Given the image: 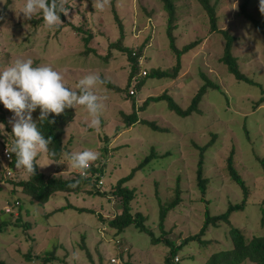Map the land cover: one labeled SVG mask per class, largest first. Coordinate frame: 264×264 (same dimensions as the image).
Segmentation results:
<instances>
[{
  "label": "rangeland",
  "instance_id": "rangeland-1",
  "mask_svg": "<svg viewBox=\"0 0 264 264\" xmlns=\"http://www.w3.org/2000/svg\"><path fill=\"white\" fill-rule=\"evenodd\" d=\"M173 1L176 23L172 34L176 47L181 49L196 40L199 44L182 56V69L176 81L149 76L143 87L136 89L134 97L126 98L128 65L125 56L113 52L109 60L102 57L108 53V45L119 38L114 14L124 28L127 47H138L149 38L142 51V71L149 73L158 68L168 71L175 65L176 58L166 34L167 14L159 0H110L103 11L94 7L93 0H66L69 15L64 18L76 26L86 23V29L94 34L89 43L94 51L88 53L83 51L84 34L77 36L70 27L61 26L63 23L60 28H49L44 22H37L41 16L26 21L19 14L24 0H0V55L10 54L9 65L17 57L31 58L34 66L50 65L60 71L69 87H75L83 76L98 72L118 88V91H110L103 85L97 89L98 95L106 97L98 128L90 126L91 117L86 109L76 106L71 108L74 121L66 127L63 137L68 153L84 149L101 153L96 162L104 163L100 191L105 195L55 193L40 206L20 192H12V182L25 179L26 174L15 165L9 167V161L2 154V150L8 148L3 142L14 140L8 132L12 131L9 121L13 113L8 112V130L5 124L4 130L0 129V218L6 219L13 212L11 220H14L19 211L10 207L8 201L13 205L19 200L21 224L26 227L9 226L0 232V258L6 264H35L33 256L51 251L53 245H56L55 260L43 264H99V256L102 264H111V258L122 264H165L168 248L162 241H152L161 236L176 245L184 243L174 258L175 263L178 258L179 264H203L212 253L231 247V228L248 236L264 235L260 213V208L264 209L261 206L264 179L258 162L264 156V103L254 106L262 95L257 87L237 82L228 74L220 62L225 40L219 34L210 33L209 20L200 4L196 0ZM242 2L210 0L216 8L218 28L235 38L232 56L239 59L240 71L264 89V38L241 15ZM247 14L252 18L261 17L259 0H250ZM202 74L217 83L222 93L208 91L199 105L201 114L181 118L167 108L165 101L151 102L139 117L156 121L166 129L164 132L136 124L117 133V128H123L121 113H130L133 103L140 105L164 90H169V96L181 109L187 108L203 84ZM36 115L34 111L33 120ZM212 136L215 141L204 156V176L211 181L202 196L196 188L198 151L194 144L203 146ZM151 147L157 157L128 183L135 190L132 213L140 212L146 217L145 224L151 235L129 226L113 238L114 232L109 231L103 221L111 218L121 206L112 200L109 191L149 154ZM231 151L236 169L249 188L245 207L233 212L228 223L209 228L202 238L205 243L185 242L187 237L199 233L205 210L216 215L226 212L230 204L241 202L242 192L230 182L224 169V161ZM47 162L44 156L37 159L38 164ZM39 168L46 176L68 177L76 171L64 156L56 164ZM176 185L180 188L181 201L168 213L160 229L158 200H171ZM73 207L89 209L92 213L78 212ZM30 253L33 260L29 262L24 255Z\"/></svg>",
  "mask_w": 264,
  "mask_h": 264
},
{
  "label": "trees",
  "instance_id": "trees-1",
  "mask_svg": "<svg viewBox=\"0 0 264 264\" xmlns=\"http://www.w3.org/2000/svg\"><path fill=\"white\" fill-rule=\"evenodd\" d=\"M163 4V9L167 14L166 21V34L169 38L170 49L172 50L176 62L175 65L168 71L161 69H153L149 73L147 71H142L141 60L143 58V50L145 49L147 43L149 42V38L145 39V41L138 47H127L124 43L125 41V32L124 28L121 24V21L118 19L117 15L114 14L116 22L118 23L119 29V38L111 42L107 48V54L102 56L109 60L110 56L113 52H118L121 55L125 56L127 65H128V76L127 83L125 88V97L131 98L136 95V89L142 88L144 85V80L147 77H153L156 79H163L165 81H176L178 76H180V71L182 69V56L188 53L190 50L194 49L198 44L199 40L193 41L189 43L183 48L178 49L175 45V38L173 37V31L175 29L176 23V7L173 0H159ZM202 9L204 10L208 20H209V31L212 34H219L224 38V47L222 51V56L220 58V62L226 67L228 74L232 75L233 78L237 82H243L245 84H250L257 87L260 90L262 97L254 103V106H260L264 103V89L261 85L252 81L249 77H247L244 73L240 71L239 68V59L237 57L232 56V46L235 41V38L230 36L227 31H223L217 26V16H216V8L214 5L210 4V0H196ZM11 2V0H8ZM50 2V0H49ZM250 0H243L240 9L241 15L244 16L248 22L254 27L257 33L264 38V15L261 14L260 18H252L247 14V9ZM61 21L63 24L61 26L70 27L77 36L81 37L83 34L85 35L82 38V43L84 47V53L92 52L94 49L89 46L90 41L93 39V32L86 29V23L81 25H74L68 20L64 18V14H60ZM38 23L43 22L42 17L40 18ZM36 22V23H37ZM61 26H58L60 28ZM101 57V58H102ZM10 54L4 53L3 56L0 55V67H5L9 65ZM145 73L144 75H142ZM203 84L196 90L194 95L191 98V101L187 108L181 109L169 96V90H164L158 96L148 97L145 101H143L140 105H136L133 103L131 105V112L128 114L121 113V118L123 122V128H117V133H121L124 130L129 129L130 127L141 124L145 125L148 128H151L155 131L164 132L166 129L159 126L156 121H151L145 118L139 117V113L144 111L149 103L151 102H159L165 101L167 104V108L174 112L177 116L181 118H186L191 114H201L202 111L199 109V105L208 91H216L222 93L220 86L208 79L203 74L201 75ZM106 87L110 89V91H118L117 86L114 84H110L106 81ZM133 88V94H129V89ZM9 110L5 109L3 104H0V123H3L7 127L9 123L7 121V114ZM37 115L35 116L34 121H38L39 117V108L36 109ZM75 114L71 108L65 109V111L61 115L49 114L47 120H45L42 124L38 123V127L40 131L43 133L45 138L51 137L52 143L49 145L51 149H54L57 153L55 162L58 163L62 157L63 153L69 152L66 145L63 143V137L66 133V127L74 121ZM48 121H54V123H49ZM12 133V131H9ZM214 136L203 146H199L194 144L195 149L198 151V162L196 164V188L200 192L202 196H205L207 187L211 181L210 177L204 176V156L206 151L212 146L214 143ZM14 138V137H13ZM4 147L10 148L11 143L7 141L3 142ZM10 160L8 164L9 167H14L15 165V155L10 154ZM167 155V154H166ZM155 150L153 147L150 148L149 154L134 168L131 169L130 173L120 178L116 181L113 189L109 191V196L112 200H116L117 203L120 204V210L114 211V214L108 220H104L103 223L107 227L109 231L114 232L111 237L116 238L120 233H122L127 227L135 226L140 232H144L146 234H150V230L146 227V217L143 216L140 212L132 213L131 202L135 199V190L128 186V183L131 179L138 173L140 170L144 169L151 162L152 159L156 158ZM38 159V158H37ZM261 169L263 171L262 177L264 179V156L263 158L258 159ZM224 169L227 177L230 182L237 186L242 192V200L239 204H230L227 208V211L224 213L211 215L208 211L204 212V219L202 222V227L199 230L198 234H194L192 236L187 237L185 242L188 241H197L199 244H203L206 241L202 240L205 233L209 230V228H216L220 224H225L229 222L230 215L235 212L242 210L247 202V199L250 195L249 188L246 185V182L242 178L240 172L236 169L234 162V152L231 151L224 161ZM97 164L91 165L88 173L90 176L88 178H81L79 174L76 172L69 173L68 177H63L61 174H52L49 176L44 175L40 172L39 166H36L35 175L29 176L23 169L22 171L26 174L25 179H21L15 182H12V192H20L21 194L27 196L31 201L36 202L40 206L45 205L50 197L55 193H67L78 195L79 193L86 192L88 195L97 196V195H105V192H101L100 188L97 187L96 183L98 180L102 179L104 174V163L96 162ZM7 176H10L9 172ZM79 179V184L75 188H69L68 185L73 183L75 180ZM178 180V179H177ZM89 189V191L85 189ZM180 188L176 185L173 195L169 201H161L158 200L159 203V228L162 229V225L167 218V215L170 211L175 209L178 203L181 201L180 198ZM203 201V198H200ZM10 207L16 208L19 213L16 215V218L13 219V212H11L6 219L0 218V232H3L9 226H25L22 221V217L20 215L21 210V202L19 200H15L13 205L8 201ZM261 206H264V198L262 200ZM73 210L78 212H88L92 213L91 210L85 208H77L73 207ZM260 213L262 220H264V209L260 208ZM229 238L231 240V247L228 249H222L217 252L212 253L210 256L206 258L203 264H243L244 262H250L251 264H264V235H244L243 232L237 228H231L229 230ZM152 241L155 243L163 242L162 244L168 248V252L164 257L165 264H179L178 262H174V258L176 257L178 251L183 246V244L176 245L174 241L169 240L167 237L161 236L160 238H152ZM55 252L56 245H53V248L49 252H45L43 254L34 255L35 264H43L44 262H52L55 260ZM122 255V253L120 254ZM119 255V256H120ZM31 253L24 255V259L26 261H32ZM99 264H102V259L99 256ZM110 263V262H109ZM0 264H6L0 258Z\"/></svg>",
  "mask_w": 264,
  "mask_h": 264
},
{
  "label": "clouds",
  "instance_id": "clouds-1",
  "mask_svg": "<svg viewBox=\"0 0 264 264\" xmlns=\"http://www.w3.org/2000/svg\"><path fill=\"white\" fill-rule=\"evenodd\" d=\"M94 7L103 11L110 0H93ZM66 0H24L19 14L24 20L41 16L49 28L58 27L63 22L60 14L69 15ZM259 11L264 15V0H259ZM106 80L98 72H91L79 79L75 87H69L65 76L50 65H37L31 58H15L10 65L0 70V104L13 113V142L7 153L15 155V168L23 169L29 176L35 175L36 166L41 168L56 164V151L49 145L52 138H45L38 127L47 120L49 114L61 115L65 109L82 106L91 117L90 126L98 128L106 97L97 94V89ZM39 108L38 121L32 113ZM54 123V121H48ZM5 125L0 123V129ZM101 153L93 149L63 153L81 178L87 177L90 166L100 158ZM47 157L46 164H38V157ZM7 161V160H6ZM79 179L68 185L75 188ZM6 212V209H5ZM10 213V212H9Z\"/></svg>",
  "mask_w": 264,
  "mask_h": 264
},
{
  "label": "built area",
  "instance_id": "built-area-1",
  "mask_svg": "<svg viewBox=\"0 0 264 264\" xmlns=\"http://www.w3.org/2000/svg\"><path fill=\"white\" fill-rule=\"evenodd\" d=\"M144 74H145V73H143V75H144ZM129 94H133V91L130 90V91H129ZM6 149H8V148H4V149L2 150V154H3L5 160H10L11 155H10L9 153H7ZM77 174H78V172H77ZM89 176H90V174L88 173L87 177H84V178H88ZM96 185H97V187H99V188L102 187V186H103V182H102V180H98L97 183H96ZM6 212L9 213L10 210L6 209ZM109 261H110L111 264H122V263L119 262L118 259H115V258H111ZM175 261L178 262V258H176Z\"/></svg>",
  "mask_w": 264,
  "mask_h": 264
},
{
  "label": "crops",
  "instance_id": "crops-1",
  "mask_svg": "<svg viewBox=\"0 0 264 264\" xmlns=\"http://www.w3.org/2000/svg\"><path fill=\"white\" fill-rule=\"evenodd\" d=\"M40 169V168H39Z\"/></svg>",
  "mask_w": 264,
  "mask_h": 264
}]
</instances>
